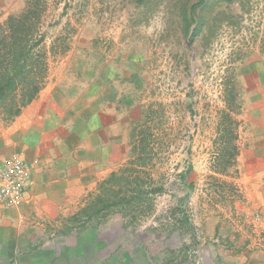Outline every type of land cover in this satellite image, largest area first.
<instances>
[{
    "label": "rangeland",
    "instance_id": "1",
    "mask_svg": "<svg viewBox=\"0 0 264 264\" xmlns=\"http://www.w3.org/2000/svg\"><path fill=\"white\" fill-rule=\"evenodd\" d=\"M195 1L7 0L8 15L33 6L29 37L36 31L44 36L43 85L80 65H112L108 74L120 90L128 134L124 160L114 171L131 166L130 180L138 174L150 194V207L140 214L113 211L93 224L66 222L79 205L50 220L48 239L63 246L82 240L86 252L95 243L102 264H241L245 253L238 248L255 241L258 217L246 214L238 151L232 165L218 158L217 124L228 112L237 134L243 73L264 60V0L211 3L189 39L180 6ZM141 134L145 163L131 164ZM157 185L161 193L154 192ZM65 224L74 226L69 234L60 233Z\"/></svg>",
    "mask_w": 264,
    "mask_h": 264
},
{
    "label": "crops",
    "instance_id": "2",
    "mask_svg": "<svg viewBox=\"0 0 264 264\" xmlns=\"http://www.w3.org/2000/svg\"><path fill=\"white\" fill-rule=\"evenodd\" d=\"M10 4L0 0V23ZM98 63L52 75L12 121H0V160L14 153L37 160L23 202L0 209V264H102L95 243L86 252L82 240L63 246L47 238L50 220L82 206L126 154L120 90L108 74L113 67ZM243 76L237 181L246 214L258 220L255 241L238 249L245 253L241 264H264V60Z\"/></svg>",
    "mask_w": 264,
    "mask_h": 264
},
{
    "label": "trees",
    "instance_id": "3",
    "mask_svg": "<svg viewBox=\"0 0 264 264\" xmlns=\"http://www.w3.org/2000/svg\"><path fill=\"white\" fill-rule=\"evenodd\" d=\"M233 1L196 0L191 4H181L180 14L184 34L192 39L200 31L205 19L203 10L205 11L211 3ZM29 4L22 13L8 15L4 23L0 24V114L5 123L12 121L21 109L36 97L43 86L47 71L46 51L42 46L43 34L36 31L33 38L29 37L30 25L36 18L33 6ZM233 124L235 123L230 119L228 112H223V118L217 124V135L220 136L223 145L217 155L221 153L218 158L222 159L226 165H232L235 162L238 151L236 143H233L237 139V134L232 128ZM145 140L146 137L141 134L138 140L140 149L129 163H145L143 157L146 149ZM135 148L136 144L134 150ZM130 169L131 166H126L120 171L110 172L98 183L97 191L90 194L85 203L65 221L72 225L78 221L93 224L105 219L113 211H118L127 217L128 213L140 214L144 212L143 208L148 209L151 203L150 194L140 182L138 174H132L134 176L132 181L130 180L132 172ZM190 170L191 166L187 165L180 173V178L185 181V176ZM188 186L191 187L192 184L188 183ZM162 191L161 185L154 188L155 193ZM181 215L183 222L189 224L183 212ZM72 227L74 226L65 224L60 233L69 234Z\"/></svg>",
    "mask_w": 264,
    "mask_h": 264
},
{
    "label": "built area",
    "instance_id": "4",
    "mask_svg": "<svg viewBox=\"0 0 264 264\" xmlns=\"http://www.w3.org/2000/svg\"><path fill=\"white\" fill-rule=\"evenodd\" d=\"M37 160L28 162L20 154L0 160V209L18 207L33 184L32 172Z\"/></svg>",
    "mask_w": 264,
    "mask_h": 264
}]
</instances>
